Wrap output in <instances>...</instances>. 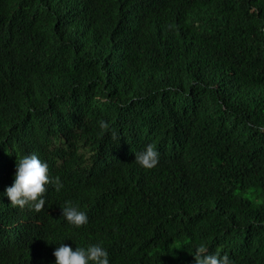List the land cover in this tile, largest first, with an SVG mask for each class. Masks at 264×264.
<instances>
[{
    "label": "trees",
    "instance_id": "obj_1",
    "mask_svg": "<svg viewBox=\"0 0 264 264\" xmlns=\"http://www.w3.org/2000/svg\"><path fill=\"white\" fill-rule=\"evenodd\" d=\"M131 111L146 131L121 138ZM149 143L153 169L132 156ZM28 154L64 184L39 212L4 195ZM61 243L111 264H196L200 244L264 264V0H0V264H55Z\"/></svg>",
    "mask_w": 264,
    "mask_h": 264
},
{
    "label": "clouds",
    "instance_id": "obj_2",
    "mask_svg": "<svg viewBox=\"0 0 264 264\" xmlns=\"http://www.w3.org/2000/svg\"><path fill=\"white\" fill-rule=\"evenodd\" d=\"M223 13L217 9H208L202 13L200 21H210L215 16ZM199 21V22H200ZM166 25L170 26L169 20ZM165 58L171 52L170 40L163 39ZM175 59L173 55V60ZM142 117L139 112L126 114L119 119L118 136L121 138H133L146 131V124L139 121ZM99 126L105 131L111 129L107 121H100ZM115 138V134H113ZM85 150H87L85 148ZM133 160L145 169L157 167L160 161V153L154 144L149 143L142 151L135 152L132 155ZM55 186L57 192L61 191L64 184L60 177L50 175L49 164L40 159L35 154L24 155L17 161L14 183L6 187L4 195L10 199L13 207L21 209L28 208L39 212L45 206V194L48 192L47 185ZM63 216L69 224L80 228L89 222V217L85 211H82L71 201L67 202L62 208ZM218 250H220L218 248ZM56 257L55 264H111L108 249L103 244L97 243L87 247H76L75 250L68 245L61 243L54 251ZM196 264H233V261L227 254L212 253L204 244L197 245L194 252Z\"/></svg>",
    "mask_w": 264,
    "mask_h": 264
}]
</instances>
